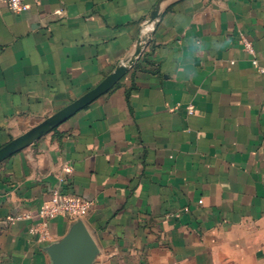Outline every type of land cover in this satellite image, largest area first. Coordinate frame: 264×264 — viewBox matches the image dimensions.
Listing matches in <instances>:
<instances>
[{
  "label": "crops",
  "instance_id": "obj_1",
  "mask_svg": "<svg viewBox=\"0 0 264 264\" xmlns=\"http://www.w3.org/2000/svg\"><path fill=\"white\" fill-rule=\"evenodd\" d=\"M25 1L0 2V147L130 57L159 11L106 93L0 162V264H52L72 222L31 227L67 165L65 191L93 202L92 264H264V0Z\"/></svg>",
  "mask_w": 264,
  "mask_h": 264
},
{
  "label": "water",
  "instance_id": "obj_2",
  "mask_svg": "<svg viewBox=\"0 0 264 264\" xmlns=\"http://www.w3.org/2000/svg\"><path fill=\"white\" fill-rule=\"evenodd\" d=\"M159 6H156L149 17V23L158 17ZM144 41H148L145 38ZM143 43L138 41L133 54L125 61L118 64L115 69L105 76L98 84L87 92L74 99L59 110L50 114L42 121L22 134L12 138L0 147V162L12 154L31 145L59 124L83 109L96 98L106 93L128 70L141 52ZM52 264H92L98 249L86 229L83 221L78 219L72 222L69 231L58 242L47 247Z\"/></svg>",
  "mask_w": 264,
  "mask_h": 264
},
{
  "label": "built area",
  "instance_id": "obj_3",
  "mask_svg": "<svg viewBox=\"0 0 264 264\" xmlns=\"http://www.w3.org/2000/svg\"><path fill=\"white\" fill-rule=\"evenodd\" d=\"M7 4L9 10L13 13H22L29 8V4L25 0H0ZM146 28L143 29L138 41L143 43V47L146 43L145 38L150 37L151 34V23L146 22ZM138 43V42H137ZM243 46L245 50L252 52L251 42L247 39L243 40ZM142 47V48H143ZM253 64H257L255 58L252 59ZM260 72L264 73V67H259ZM189 112L192 109L188 108ZM71 166H63L61 173L58 176V185L51 192L49 201L39 210L38 218L39 223L31 227V232L38 234V238L46 236V226L50 219L57 216H64L71 222L78 219H82L91 209L93 202L92 200L85 199L80 196L69 194L63 188V184L66 181V175L70 172Z\"/></svg>",
  "mask_w": 264,
  "mask_h": 264
}]
</instances>
